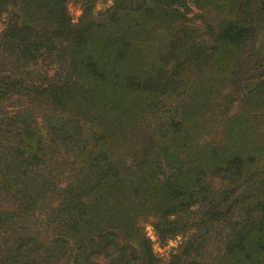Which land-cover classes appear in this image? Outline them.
Listing matches in <instances>:
<instances>
[{
	"label": "trees",
	"instance_id": "trees-1",
	"mask_svg": "<svg viewBox=\"0 0 264 264\" xmlns=\"http://www.w3.org/2000/svg\"><path fill=\"white\" fill-rule=\"evenodd\" d=\"M100 1L0 0V264H264V0Z\"/></svg>",
	"mask_w": 264,
	"mask_h": 264
},
{
	"label": "rangeland",
	"instance_id": "rangeland-1",
	"mask_svg": "<svg viewBox=\"0 0 264 264\" xmlns=\"http://www.w3.org/2000/svg\"><path fill=\"white\" fill-rule=\"evenodd\" d=\"M111 5L110 0H102L96 5V12H103L106 8ZM68 11L71 15L73 21L76 23L79 21L82 10L79 4L70 3L68 4ZM197 12L195 8L192 9L191 15ZM237 106L233 105L231 112L237 110ZM160 219L157 216H148L140 221L141 233L140 239L145 241V243L150 247L152 254L156 257L160 264H165L168 262L172 254L181 251L186 247L188 241L192 237V230H188L185 233H181L174 237L164 236L158 232V229L153 223L158 222ZM133 243L137 248H142L139 245V238H134Z\"/></svg>",
	"mask_w": 264,
	"mask_h": 264
}]
</instances>
